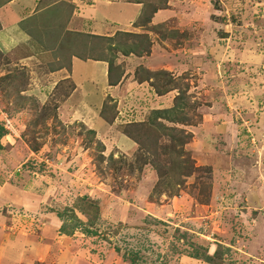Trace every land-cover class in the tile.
I'll return each instance as SVG.
<instances>
[{
    "label": "rangeland",
    "instance_id": "374dc122",
    "mask_svg": "<svg viewBox=\"0 0 264 264\" xmlns=\"http://www.w3.org/2000/svg\"><path fill=\"white\" fill-rule=\"evenodd\" d=\"M124 1L139 3V22L151 6L161 13L148 26L161 41V61L151 71L136 68L133 81L144 82L152 96L165 94L164 100L155 108L154 102L144 100V105L134 93L122 101L116 96L121 105L116 115L115 102L107 97L106 106L89 123L108 118L106 122L121 124L124 133L127 123L144 122L153 109L168 108L183 120L160 121L190 133V138L175 144L168 134L177 135V130L164 129L146 140L140 127L131 124L126 131L137 138L128 137L133 143L129 152L102 137L103 143L95 127L57 116L58 95L30 91L36 87L28 85L35 74L19 61L25 48L0 51V125L6 133L0 140V194L10 183L23 191L26 201L23 208L9 199L0 206L7 215L0 230L32 243L54 241L61 249L49 248L54 258H44V264H77L80 258L86 264H129L121 258L127 252H135L139 264H264V0ZM62 14L59 19L44 12L35 21L40 25L32 43L51 50V63H59L54 54L62 46L49 48L53 37L40 31L65 20ZM42 16L50 20L44 22ZM118 33L105 44L109 82L118 70L111 67L114 48L148 51L145 36ZM79 45L68 44V55L81 52ZM100 45L86 38V56H98ZM37 46L29 50L36 52ZM62 50L60 58L65 56ZM48 65L38 66L46 70ZM155 86L168 91L158 94ZM168 150H182L176 174L165 167L171 162ZM189 163L200 168L193 171L185 165ZM81 196L96 201L97 215L89 228L100 234L86 235L78 228L60 232L62 222L73 225L70 211L85 221L78 210ZM192 245L209 254L218 245L227 250L217 251L208 263L184 254ZM64 252L71 257L65 258ZM34 255L30 263L39 264Z\"/></svg>",
    "mask_w": 264,
    "mask_h": 264
},
{
    "label": "crops",
    "instance_id": "0c3cea01",
    "mask_svg": "<svg viewBox=\"0 0 264 264\" xmlns=\"http://www.w3.org/2000/svg\"><path fill=\"white\" fill-rule=\"evenodd\" d=\"M60 1L52 0L50 4L44 5L43 3H47L46 0H7L0 4V51L10 54L16 48H25L26 53L20 57L19 61L22 62L20 63L21 66L26 65L27 67L29 65L31 69L29 72L35 74L32 79L29 78L28 85L36 86L31 88L30 91L38 92L36 96L48 94L49 92L58 95L60 97L56 105L58 117L79 120L92 130L95 127V135L101 134L100 137L96 135L99 140L103 137L110 144L113 141L116 148L129 152L133 148V143L121 132V124L118 125L114 121L106 122L108 118L101 119L99 116L95 125H91L92 121L89 123L88 119L93 114L98 113L99 108L106 106L104 102H106L107 97H109L108 100L111 99L112 102H115L116 96H119L122 101L123 97L124 100L126 99L127 94L130 96V93H134L136 99H140L144 105V100H147L154 102L155 108L161 106L159 104L164 100L165 94L152 96L144 82L135 83L133 81L136 68L140 67L151 71L156 68L154 64L157 63L158 65L161 61L157 57V55H160L158 51L162 49L159 36L148 29L149 25L160 20L154 21L153 19L161 13L157 10L153 13L150 21L140 23L138 17L141 6L136 2L96 0L95 3L86 4V1L69 0L67 4H63ZM59 3L62 5L58 8ZM41 4L43 6L37 10L35 6L38 7ZM44 12H50L49 16L59 17V19L62 18V13L66 14L65 20H60L57 24L52 22L53 25H46L47 29L40 31L43 35L48 34L51 38L53 37V42L49 48L55 46V49L57 46H62L61 48L65 49L68 44L79 41L81 52H72L68 55L69 52L66 49H59L60 52L61 50L64 52L65 56L60 58L59 51H54L56 52L54 55L58 56L60 61L59 63H51V55H49L51 50L43 51L44 48L41 49L35 43H32V37L36 34V29H39L38 25H40L35 21ZM42 17H44V22L50 20V18L46 19L48 16ZM31 25L36 26V28L31 29ZM116 32L145 36L148 51L126 53L123 50L120 51L118 47L114 48L112 56L114 63L111 64V67L115 68L117 66L116 70H118L111 78L112 82H109L110 65L108 68L106 61L108 55L105 56L107 52L105 44L107 42L106 40L96 39L101 44L97 50L99 54L93 58H88L86 57V34L111 37ZM127 39L124 40L127 41ZM34 46H37L39 50L36 52L30 51L29 48ZM46 62L49 63L46 70L38 66L44 65ZM56 88H59V94H57ZM116 102V115H119L121 114V105L119 104L120 101L117 100ZM142 108H145V106ZM115 110L112 107V111L115 112ZM133 113L135 111L131 114ZM90 125L93 127H90ZM101 142L103 141L101 140ZM5 186H3L4 191L0 194V206L6 204L9 199L14 201L10 204L15 205L17 208H23L26 204V201L21 198L23 191L10 183L5 184ZM13 195L15 198H13ZM6 216V212L0 210V223H3ZM54 247L58 251L61 249L54 241L36 239L32 243L29 238L17 234L10 236L8 231L0 230V264H32L34 263H30V254L32 253L35 254L36 263L44 264V258H48L49 254H52L48 252L49 248L54 249ZM63 254L67 259L71 257V255L67 256L66 252ZM56 257L59 258L60 255ZM52 258H54V255L48 259L53 260ZM57 264H62V262L59 261ZM77 264H86V259H78Z\"/></svg>",
    "mask_w": 264,
    "mask_h": 264
},
{
    "label": "trees",
    "instance_id": "16d2710c",
    "mask_svg": "<svg viewBox=\"0 0 264 264\" xmlns=\"http://www.w3.org/2000/svg\"><path fill=\"white\" fill-rule=\"evenodd\" d=\"M139 1H141V0H139ZM156 10H157V7L151 6V8L149 9L148 15H146L145 18H142L143 20L140 23L148 22L152 13H154ZM138 22H139V20H138ZM116 33H118V32H116ZM118 34H128V33H118ZM86 38H88L90 40H93V39L108 40L111 37H100V36H96V35L86 34ZM128 52H133V51L131 49H128L126 51V53H128ZM137 52L139 53L142 51H137ZM86 57L93 58L92 56H86ZM106 61L108 63V68H109L110 62L108 59H106ZM4 76L5 75H3L2 78ZM155 89H156V92L158 94H162V93L168 91L167 87H165V86L160 87L159 89H157V87L155 86ZM176 98H177V100L181 99V95H177ZM178 105H179V102H178ZM150 114H151V116L144 122L127 123L125 126L131 127L132 126L131 124H133L135 126H139L140 127L139 130L141 131L140 133L143 136V138H145L146 140L155 137L156 134L158 135V133L161 131H164V129L165 130H173V131L177 130V133H178L177 135H172L171 133L168 134V139L175 144H178V145L183 144L181 142H184L185 136H186V138H190V136H191L190 133H188V132L183 133L182 129L178 130V129H175L174 127L171 128L169 126L164 125L160 121V118L167 120V121H170V122H172V121L181 122L183 120L182 117H178L176 114H173V112L170 109H168V108L153 109L150 112ZM126 127L124 129L126 133L124 132L123 134H125L127 137H130L133 140H135V138H137V137L132 136L131 134L127 133ZM88 130L91 133H93L92 130H90V129H88ZM179 132H182L184 134L183 140H182V133H179ZM5 134L6 133H5L4 128L0 125V140H1L2 136H5ZM98 145H100V144L98 143ZM1 147H2V144L0 143V148ZM32 150H36V149L32 148ZM181 152H182V150L181 151H179V150H168V158H170L171 162L169 163V165L168 164L165 165V167L170 173L176 174L177 172L175 170L182 167L183 159L179 156L181 154ZM185 165L187 167L190 166L192 169L194 168L193 171L200 168L199 166H196L195 164H194L195 166L194 165L191 166L190 163L185 164ZM154 166H156V165H154ZM79 201L81 203V207H78V210L81 211L80 213L83 217H86L85 221L78 220L79 218H77L75 213L74 212L72 213V211H70L69 218L73 221V225H71L70 223H65L68 225V227H66L64 225V223L62 222L60 224V227H59L60 232L67 234V233H70L73 230V228H78L82 233H84L86 235H88V234H90V235L100 234V232L98 230L89 228V225L92 224V220L95 218V215H97L96 212L94 213V211H97L96 201L93 199H89L88 197H85V196H81L79 198ZM57 217L63 219L61 213H58ZM103 237L105 240H107V237H105V236H103ZM200 248L201 247H199L198 245H192V249L190 251H185L184 254L188 257H192L195 259H202L205 262L211 263L213 258H215V256H217L219 254V253H217V251L227 250V247H222V246L218 245V247H216V249H215V252H213L212 254H209L205 250L202 251L203 249L200 250ZM115 251H119V249L115 248ZM121 258L123 260L127 261L129 264H139L136 260V253L135 252H132L131 255L129 254V252H127V255L125 257L126 259L124 258L123 253H121Z\"/></svg>",
    "mask_w": 264,
    "mask_h": 264
}]
</instances>
